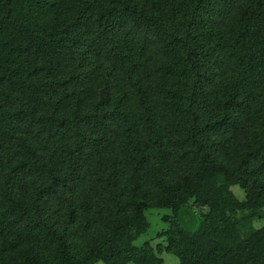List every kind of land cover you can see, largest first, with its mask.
<instances>
[{
	"label": "trees",
	"instance_id": "obj_1",
	"mask_svg": "<svg viewBox=\"0 0 264 264\" xmlns=\"http://www.w3.org/2000/svg\"><path fill=\"white\" fill-rule=\"evenodd\" d=\"M262 217L264 0H0V264H264Z\"/></svg>",
	"mask_w": 264,
	"mask_h": 264
},
{
	"label": "rangeland",
	"instance_id": "obj_2",
	"mask_svg": "<svg viewBox=\"0 0 264 264\" xmlns=\"http://www.w3.org/2000/svg\"><path fill=\"white\" fill-rule=\"evenodd\" d=\"M231 190L238 199L244 198V193L242 192L241 189H239L238 186H233ZM198 213H199L198 209L188 207V208H184V211H182L179 214L178 218L180 219V222L183 225V227H185L187 230H194L198 226V223L200 221V219H198ZM145 215L149 221L150 226L148 231L145 234L141 235L136 240V242H134V246L137 247H140L143 243H145V241L152 240L158 232H161L162 230H165L167 228L168 224L165 221H163L162 218L164 216H170L171 211L168 209H147ZM252 225L254 226V228L262 227L264 225V217L255 220L252 223ZM151 242L153 245H155L156 243H158V240L156 241V239H154ZM161 257L164 259V264H178L177 258L174 257L173 255L164 252L161 254ZM96 264H103V263L99 262ZM129 264H133V263H129Z\"/></svg>",
	"mask_w": 264,
	"mask_h": 264
}]
</instances>
